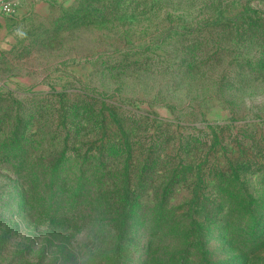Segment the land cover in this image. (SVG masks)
I'll list each match as a JSON object with an SVG mask.
<instances>
[{
	"label": "rangeland",
	"instance_id": "1",
	"mask_svg": "<svg viewBox=\"0 0 264 264\" xmlns=\"http://www.w3.org/2000/svg\"><path fill=\"white\" fill-rule=\"evenodd\" d=\"M12 1L0 264H262L264 0Z\"/></svg>",
	"mask_w": 264,
	"mask_h": 264
},
{
	"label": "trees",
	"instance_id": "2",
	"mask_svg": "<svg viewBox=\"0 0 264 264\" xmlns=\"http://www.w3.org/2000/svg\"><path fill=\"white\" fill-rule=\"evenodd\" d=\"M226 179L227 178L224 175H222L220 181L217 180V184H222V186H225ZM224 189H226V187ZM252 223L255 224V221ZM252 235H253L251 238L252 240H250L248 238L249 236H247V235H244V237H243L244 243L242 244V247H240V248L242 251L247 249L249 254L248 255L242 254V258L245 259L247 257V259H248V256L251 255V257H253L252 261H258L259 262V258H257V255L260 252L264 251V229L262 230V233L257 234V232L256 233L254 232V233H252ZM232 239H234V235H232V234L227 235V240L232 241ZM185 244H186L185 247H187V243H185ZM260 262L262 264H264V260H261Z\"/></svg>",
	"mask_w": 264,
	"mask_h": 264
},
{
	"label": "built area",
	"instance_id": "3",
	"mask_svg": "<svg viewBox=\"0 0 264 264\" xmlns=\"http://www.w3.org/2000/svg\"><path fill=\"white\" fill-rule=\"evenodd\" d=\"M14 10V2L12 0H0V13L7 16Z\"/></svg>",
	"mask_w": 264,
	"mask_h": 264
}]
</instances>
